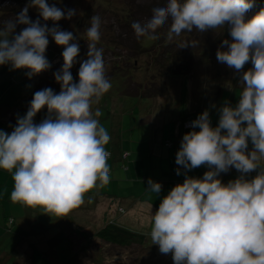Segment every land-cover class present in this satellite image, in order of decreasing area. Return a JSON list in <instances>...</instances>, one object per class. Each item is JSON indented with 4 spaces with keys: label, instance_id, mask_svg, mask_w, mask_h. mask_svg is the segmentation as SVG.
Listing matches in <instances>:
<instances>
[{
    "label": "clouds",
    "instance_id": "clouds-1",
    "mask_svg": "<svg viewBox=\"0 0 264 264\" xmlns=\"http://www.w3.org/2000/svg\"><path fill=\"white\" fill-rule=\"evenodd\" d=\"M253 6L254 0H162L146 21L131 25L137 39L151 38L170 21L167 39L172 41L184 32H207L227 24L232 41L223 40L217 60L235 70L249 61L253 65L242 75L238 104L225 103L219 109L218 126H212L207 110L192 122L193 130L183 136L176 157L185 170L178 168L177 175H185V181L151 216L152 243L161 253H172L174 264H264V9L246 20ZM30 9H36L44 23L33 21ZM76 14L47 0H29L18 14L0 23V66L26 69L29 79L52 67L46 57L49 37L63 48L64 63L54 73L61 91H36L11 133L0 130V170L11 173L14 183L10 200L62 218L111 179V137L98 119L102 112L93 109L112 88L103 49L97 47L102 20L94 15L83 34L88 53L80 62L77 83L71 70L79 44L72 32L59 27L62 19ZM18 25L24 27L17 34ZM197 45L190 41L179 46ZM45 109L46 117L35 123ZM201 165L211 170L202 178L187 176ZM233 167L240 176L223 183L221 173ZM257 169L255 178L248 179ZM147 185L150 193L162 190L151 178Z\"/></svg>",
    "mask_w": 264,
    "mask_h": 264
},
{
    "label": "rangeland",
    "instance_id": "rangeland-1",
    "mask_svg": "<svg viewBox=\"0 0 264 264\" xmlns=\"http://www.w3.org/2000/svg\"><path fill=\"white\" fill-rule=\"evenodd\" d=\"M28 2L29 0H21L20 2L19 0H0V23L18 14ZM47 2L49 5L55 4L56 7L62 10L74 9L77 13L71 20L62 19L59 22V27L62 30L72 32L76 42L79 44L80 54L71 70L73 80L77 83L79 81L80 62L87 59L88 53L87 38L83 34L90 25L94 15L101 17V40L98 42L97 47L103 49L106 76L111 81L112 88L101 99L99 104L93 105V109L99 108L102 112V116L98 119L106 127L111 137L107 146L108 151L112 154V158L109 160L110 164L113 154L116 158L117 150H121V146L118 149V143L116 142L118 139H121L122 142L124 140L123 135L127 137L126 135L135 134L136 140L140 139V135H146L147 132L150 135V131L146 130L142 125L141 119L143 116L138 105L140 103H149L151 100L154 101V98L128 96L129 93L136 91L134 81L137 83L147 81V90L149 87L153 90L161 87L162 93L156 97L157 99L166 97L167 101H170L169 93L174 91V96L178 95L176 101L181 109L184 104L188 102L193 104L202 98H207L208 100L206 99L205 103L210 104L212 100L215 101L218 98L220 88L227 89L222 90L221 107L225 103L233 107L238 104L240 92L242 91L240 89L242 88V75L250 70L253 65L249 61L242 70H235L228 68L226 64H222L217 60L216 54L223 40L232 41V37L227 38L225 33L218 32L221 28L210 29L207 32H199L194 29L192 32H184L181 36L169 41L167 39L169 21L159 26L158 35L147 39L144 37L137 39L131 27L132 23L146 21L151 16L153 7L162 2V0H47ZM29 16L33 21L39 18L41 23H44L43 18L39 17L36 9H30ZM47 23L50 27L52 26L51 21ZM23 27L22 25L17 26V34ZM190 41H197V47L180 48L179 45L182 42ZM140 44L145 46V48ZM226 48L227 46H225L224 50ZM184 51L188 52L185 57L182 55ZM192 51L196 55H193ZM62 52L63 48L49 37L46 57L52 67L50 70L34 76L31 81L22 77L21 71L23 69L13 70L11 65L0 66V77L2 76L3 81L2 88L0 87V95H3L4 101L9 100L13 95V100H16L15 103L19 108L18 110H20L25 106L24 102L26 103L28 99L33 98V91L51 88L54 93L58 94L61 91V85L56 82L54 73L59 71L64 63ZM167 54H170L169 57ZM171 54L181 58L185 65H188V63L192 64V66L195 63L197 64V66H191L189 69V72H193V78L189 80L186 77L168 78L166 75L170 74L169 69L163 70L166 77L164 79L161 77L162 70L157 72V69H159L160 63L164 62L165 65H168L173 60ZM154 74L158 75V77L152 76ZM151 79H155L153 80L155 81L154 85L151 83ZM190 82L194 83L195 88L192 86L193 90L190 87ZM235 84L240 90H233L236 88L233 87ZM201 85L204 86L202 87ZM34 86L36 87L35 89ZM210 107L202 110L203 112L209 111L210 119L214 122L219 114L213 113ZM15 113L10 115L7 121H11ZM34 122L39 123L38 121ZM135 126H137L138 130L134 132ZM250 145L251 143H249ZM122 166L121 161H119L117 168L121 169ZM121 172V175L114 172L115 175H111V183L97 186L91 192L94 194L103 192L108 195L121 193L125 194L121 195L123 197H132L134 179L124 169ZM255 176L247 178L253 179ZM115 181L119 182V186L115 185ZM13 186L12 174L0 170V223L3 225L8 217L16 220V224L11 227L10 232L5 228V224L3 225L2 235H0V261L5 264H29L32 247L28 237L35 233L38 236L42 234V228L40 226H32L33 223L44 222L43 225L49 228L51 232H54L58 228L56 223H59L54 219L59 220L61 217L51 216V214L39 208H27L13 203L10 200ZM98 200L91 206L88 203H83L85 210L78 209L72 214L74 216L73 227L69 228L66 223L62 225L64 230L66 227L72 230L74 253H72L71 247L64 242L47 243L46 245L44 243L39 245V248L41 246L52 248V245L54 248L52 251L50 250L49 255H44L36 250L35 264H56L55 262L65 264L73 256H75L74 260L77 264H100L101 261H103L101 264H174L173 254L161 253L158 245L156 248L153 247L154 249H147L141 246L127 249L114 247L98 239L95 236L96 232L106 224L114 222L112 212L106 206L107 201L105 199L100 201V198ZM118 212L124 213V210L120 209ZM51 219L52 221H50ZM31 230H33V233ZM81 231L88 233V239L81 236ZM68 233L69 231L64 234L67 235ZM32 239H34V242L37 241L36 236L32 237Z\"/></svg>",
    "mask_w": 264,
    "mask_h": 264
},
{
    "label": "crops",
    "instance_id": "crops-1",
    "mask_svg": "<svg viewBox=\"0 0 264 264\" xmlns=\"http://www.w3.org/2000/svg\"><path fill=\"white\" fill-rule=\"evenodd\" d=\"M0 82V87L2 88V76L0 77ZM189 84L193 90L194 83L190 82ZM201 86L203 87L204 85ZM173 92L169 93V96L171 97L170 101H167L166 97H163L160 99L156 98L154 101L151 100L149 103H140L138 105L143 116L141 119L142 125L146 128V130L150 131V135L148 132L146 135H140L139 140H136L135 134L126 135L127 137L123 135L124 140L121 142V139H118L116 142L118 143V149L121 146L120 151L116 149L118 152L117 157L115 158L113 154L111 164L109 161L110 159L108 160L109 165H111V175H115V173H119L121 175V170L123 171L124 169L127 174L134 179L132 184L134 186L132 187L133 196L126 198L121 196L125 195L121 193L114 195H108L103 192L94 194L91 191L87 193V195L92 196L98 195L100 201L105 199L107 201L106 206L112 212L114 223L135 232H141L150 235L152 214H155V212L158 210L162 199L166 197L175 186L178 185L177 182L186 178L183 174L177 175L176 170L178 168L181 169L182 173L185 170L183 169V166L176 164V157L177 152L180 150L183 136L193 129L183 128L182 120L192 113H197L200 115L203 112L202 109L209 106H211L210 108L212 112L218 115L219 109L221 108V105H218L217 100H212L209 104L205 103L207 98H202L198 99L199 101L195 100L196 103L192 104L188 102L187 104H184L181 109L178 106V102L176 101V97H178V95L174 96ZM1 95L0 120L7 121L9 116L15 113L19 108L15 103L16 100H13V95L9 100L6 101H4V97ZM29 95L31 96V94ZM212 105H215L216 107L213 108ZM219 118L220 114L218 118L214 120V122L211 121L213 127L218 126ZM189 119L197 118L192 117ZM135 127L136 129L133 130L134 132L138 130L137 126ZM195 130L199 131V129ZM168 143H171L169 147L167 146ZM251 150L252 145L249 146V151ZM124 152L130 154L125 160L124 158L122 159ZM119 161H121V165H123L121 169L117 168ZM205 168L206 165H201L188 171L187 176L192 178H202ZM250 175L251 174H248L247 177H250ZM239 176L240 173L233 167L227 173H221L219 178L223 183L227 184L229 181L235 180ZM149 178H151L153 181L164 182V186L158 195L150 193L146 190L148 187L147 181ZM115 183L116 186H119V182L117 183V181H115ZM120 209L124 210V213L118 212ZM5 222L6 220L4 221L3 225ZM3 225L0 223V235H2Z\"/></svg>",
    "mask_w": 264,
    "mask_h": 264
},
{
    "label": "trees",
    "instance_id": "trees-1",
    "mask_svg": "<svg viewBox=\"0 0 264 264\" xmlns=\"http://www.w3.org/2000/svg\"><path fill=\"white\" fill-rule=\"evenodd\" d=\"M20 1L21 0H19V2ZM262 9H264V1H262V0H254V6L246 12L245 19L246 20L252 19ZM229 27L230 26L226 24L225 26L220 27L221 29L218 32L225 33L227 38H229V37H231L230 34H229ZM144 38L147 39V37H144ZM143 41H144V39H143ZM140 45L143 48H145V46H143L142 44H140ZM137 46H139V44H137ZM185 51H184V54H182L183 57H185L186 54H188V52H185ZM191 53L193 55H196L194 53V51H192ZM169 55L170 54H167L168 57H169ZM171 57H173V60L168 65H165L164 62L160 63L159 69H157V72L162 70L161 77H163V79L166 76L168 78H176V77H180V78L183 77L184 78V77H186V78H188V80L193 78V74H192L193 72H189V69L192 66V64L190 65L188 63V65H185V62H183L181 60V58L173 56L172 54H171ZM195 66H197L196 63L193 64L192 67H195ZM165 69H169L170 74L165 76V73H164ZM21 73L23 75L22 77L25 80H31V79L28 78V76L26 74L27 73L26 69H23L21 71ZM152 76L158 77V75H155V74L152 75ZM153 80H155V79H153ZM153 80L151 79V83L154 85L155 81H153ZM146 82L137 83V82L134 81V83L136 85V87H135L136 91L135 92L133 91V93H129L128 96H136V97H139V98H151V99L154 98L155 99L158 95H160V93H162L161 87L160 88H155L154 90L149 87L148 90H147L146 89ZM233 87H236V88L233 89L235 91L242 89V88L239 89V87H237L236 84ZM35 88L36 87L34 86V89ZM150 89H152V91H150ZM222 90H227V89L220 88V94H219L218 98L216 99L218 101V105L221 104L220 100H221V97L223 96ZM34 93L35 92L33 91L32 97L34 96ZM32 99L33 98H30V99H28L26 101V103L24 102L25 106L22 109L18 110L14 114L13 118L11 119V121L0 120V130H3V131H5V132L10 134L11 131L13 130V127L16 126V118H17V116H21L22 117V116H24L26 114ZM46 115H47V110L45 109L41 113H39L37 115V117L35 118V121H38L40 123V120L44 119L46 117ZM198 116L199 115L197 113H192V114L188 115L187 117H185L182 120V126H184L185 122L188 121L189 118H192V117L198 118ZM169 145H171V143L167 144L168 147H169ZM122 158H123V155H122ZM207 169H208V167L206 166L204 174H205V172H207ZM258 172H259V169H258L257 173L253 174L251 172L250 173L251 174L250 177L257 175ZM184 181H185V179H183L181 181H178L177 183L179 185V184H182ZM154 182H161V181H154ZM161 183H164V182H161ZM84 198L85 199H84L83 203H88L89 206H91V205H93L94 203H96L98 201L99 197H98V195L97 196L96 195L95 196L87 195ZM82 204L78 208L74 209L69 216L63 217V218L61 217L59 220L54 219V220H56V222L57 221L59 222V223H56L58 228L54 232H51L49 230V228H46V226L43 225L44 222H38V223L34 222L33 223L32 226H34V227L35 226H40L42 228V234L38 236V234L35 233V234L31 235V237H28L29 238V242L31 243L30 246L32 247V250H31L32 252H31V255L29 257V264H35L36 263V261H35V257H36L35 251L36 250L42 252L44 255H49L50 250L51 251L53 250V248H54L53 245H52V248L44 247V246H41L39 248V245L44 244V243L46 245L47 243L56 244L57 242H60V243L64 242L69 247H71V249H72L71 251H72V253H74L73 252V249H74V245L73 244H74V242L72 240L73 233H71L72 230H69L67 227L64 230V227L62 228V225L64 223H66V226H69V228L73 227L72 224H74V216L72 214L75 211H77L78 209L85 210V208L83 207ZM31 219H33V218H31ZM50 221H52V219ZM15 224H16V220L14 218L8 217L4 226L10 232L11 231V227L13 225H15ZM31 231L33 233V230H31ZM67 231H69V233L67 235H65L64 233L67 232ZM81 234H82L81 236H84L85 238L88 239V237H87L88 233L87 232L81 231ZM34 236L37 237V239H36L37 241L36 242H34V239H32V237H34ZM95 236L98 239H100L102 242H104L106 244H109V245H112L114 247H119V248L130 249V248H134L136 246H141V247H145L147 249H151V248L154 249V248L157 247V245L152 243L151 236L149 234L141 233V232H135L133 230H130V229H128L126 227H123V226H121L119 224H116L114 222L113 223H108L105 226H103L101 229H99L96 232ZM74 258H75V256L71 257V260L68 263L65 262V264H77L76 261L74 260ZM52 260H53V258H52ZM55 263L58 264V262H55ZM101 263H103V261H101ZM0 264H5V263L0 261ZM112 264H123V263H112Z\"/></svg>",
    "mask_w": 264,
    "mask_h": 264
},
{
    "label": "built area",
    "instance_id": "built-area-1",
    "mask_svg": "<svg viewBox=\"0 0 264 264\" xmlns=\"http://www.w3.org/2000/svg\"><path fill=\"white\" fill-rule=\"evenodd\" d=\"M194 120H196V119H190V120L186 121L183 127H184L185 129H193V128H192V122H193ZM129 155H130L129 153L125 152V153L123 154V158H124V159H127V158L129 157ZM110 158H111V155H110ZM110 158H109V159H110ZM209 170H211V169L208 168L207 171H209ZM257 171H258V169H257V170H254L252 173H253V174H254V173H257ZM157 183H160V184L162 185V187L164 186V184L161 183V182H157Z\"/></svg>",
    "mask_w": 264,
    "mask_h": 264
}]
</instances>
